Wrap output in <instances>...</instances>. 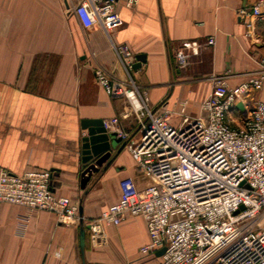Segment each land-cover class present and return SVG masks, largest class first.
I'll return each instance as SVG.
<instances>
[{
  "label": "crops",
  "instance_id": "0c3cea01",
  "mask_svg": "<svg viewBox=\"0 0 264 264\" xmlns=\"http://www.w3.org/2000/svg\"><path fill=\"white\" fill-rule=\"evenodd\" d=\"M256 1L138 0L130 8L118 0L123 24L111 36L129 44L136 58L145 55L133 78L154 109L170 110L172 121H179L185 99L187 112L198 113L213 75L229 73L230 84L236 85L261 68L264 16L238 15ZM210 36L215 45L203 47L186 67H177L175 53L183 41ZM94 59L126 78L107 33L99 26L84 29L66 11L65 0H0V168L18 173L51 169L57 194L83 209L77 222L64 223L54 212L0 203V264L157 262L140 257L139 247L148 241L141 216H127L98 236L85 227L81 247L83 221L119 199L123 178L134 177L140 187L147 183L123 142L101 165L92 170L84 166L82 120L121 116L127 104L125 97L109 95L97 82ZM245 99L251 104L264 100V91ZM121 123L136 129L133 116H121ZM135 227L141 240L129 254L123 241Z\"/></svg>",
  "mask_w": 264,
  "mask_h": 264
},
{
  "label": "built area",
  "instance_id": "2783aa9c",
  "mask_svg": "<svg viewBox=\"0 0 264 264\" xmlns=\"http://www.w3.org/2000/svg\"><path fill=\"white\" fill-rule=\"evenodd\" d=\"M137 3L125 0L130 8ZM117 5L118 0H65L66 11L84 29L99 26L107 33L125 71L126 78L117 77L94 59L97 82L109 95L125 97L121 116L136 121L135 131L123 126L121 116L104 119V125L124 143L147 183L140 187L134 177L123 178L119 199L84 226L98 236L127 216L143 217L148 241L139 254L156 264H264V100L245 99L264 91V58L239 84H230L229 73L213 75L198 113L187 112L185 99L180 120L172 121L173 112L154 109L133 78L137 58L130 45L111 36L123 24ZM238 15L263 17L264 0ZM215 43L214 36L183 41L175 53L177 67ZM0 203L54 212L64 223L79 220V205L57 194L51 169L0 168Z\"/></svg>",
  "mask_w": 264,
  "mask_h": 264
},
{
  "label": "water",
  "instance_id": "95a60500",
  "mask_svg": "<svg viewBox=\"0 0 264 264\" xmlns=\"http://www.w3.org/2000/svg\"><path fill=\"white\" fill-rule=\"evenodd\" d=\"M145 55H137V62L134 65V69L141 66V63L145 61ZM237 107L243 108L242 103H238ZM82 128L86 130V133L82 137V160L87 170L96 168L97 165H101L106 161L114 147H116L121 140L116 137L115 133L109 131L104 125V119H83ZM124 146V143L122 144ZM82 206L79 211L82 213ZM88 228V227H86ZM85 226L82 225L80 229V243L83 248L85 245ZM166 248L162 247L157 255L161 256L165 252Z\"/></svg>",
  "mask_w": 264,
  "mask_h": 264
},
{
  "label": "rangeland",
  "instance_id": "374dc122",
  "mask_svg": "<svg viewBox=\"0 0 264 264\" xmlns=\"http://www.w3.org/2000/svg\"><path fill=\"white\" fill-rule=\"evenodd\" d=\"M141 240V235L138 233L137 228L135 227L128 235L127 238L123 241V244L125 245V249L129 252V254L132 253L133 249L135 248L136 244Z\"/></svg>",
  "mask_w": 264,
  "mask_h": 264
},
{
  "label": "bare ground",
  "instance_id": "6f19581e",
  "mask_svg": "<svg viewBox=\"0 0 264 264\" xmlns=\"http://www.w3.org/2000/svg\"><path fill=\"white\" fill-rule=\"evenodd\" d=\"M92 170V169H91Z\"/></svg>",
  "mask_w": 264,
  "mask_h": 264
}]
</instances>
